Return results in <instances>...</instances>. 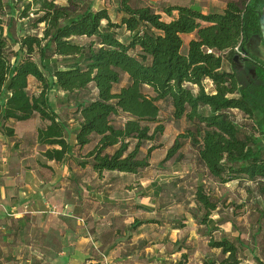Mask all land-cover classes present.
<instances>
[{"label": "trees", "instance_id": "1", "mask_svg": "<svg viewBox=\"0 0 264 264\" xmlns=\"http://www.w3.org/2000/svg\"><path fill=\"white\" fill-rule=\"evenodd\" d=\"M68 2L64 7L56 0H0V133L13 137L12 123L37 116L43 157L66 161L70 131L49 98L56 89L75 103L80 165L99 175L139 174L153 168L151 156L166 129L160 105L166 103L173 120L187 127L163 162L177 154L180 159L189 144L217 184L264 183V0L230 1L222 13L207 14L172 5L161 9L164 15L119 0L118 20L107 9L79 10L75 0ZM17 4L19 19L33 15L31 29H43L22 35L12 48ZM121 33L127 34L124 40ZM190 35L184 52V37ZM238 52L241 64L234 61ZM29 77L39 83L37 95L28 91ZM193 196L192 218L207 225L219 203L206 185H196ZM142 224L135 221L131 228ZM237 244L230 237L210 239L209 247L223 258L204 264H244Z\"/></svg>", "mask_w": 264, "mask_h": 264}, {"label": "crops", "instance_id": "2", "mask_svg": "<svg viewBox=\"0 0 264 264\" xmlns=\"http://www.w3.org/2000/svg\"><path fill=\"white\" fill-rule=\"evenodd\" d=\"M230 1L239 0H211L201 7L197 0H151L145 6L161 14L162 8L172 5L191 6L207 14L222 13ZM191 37H184V52ZM28 81V91L37 95L39 83L33 77ZM54 110L63 123L75 128L68 136L72 152L63 163L43 157L44 149L37 143V116L12 123L13 137L0 133V264H147L152 257L121 242L128 232L120 228L135 222V205L145 207L148 203L147 187H151L152 179L147 176L156 171V165L151 161L153 168L139 174L102 175L91 166H81L84 157L75 146L78 123L66 121ZM253 183L241 179L223 186L249 188ZM138 196H142L139 202ZM136 220L144 222L141 228L151 219ZM139 228L128 237H134Z\"/></svg>", "mask_w": 264, "mask_h": 264}, {"label": "rangeland", "instance_id": "3", "mask_svg": "<svg viewBox=\"0 0 264 264\" xmlns=\"http://www.w3.org/2000/svg\"><path fill=\"white\" fill-rule=\"evenodd\" d=\"M58 5L69 6L68 0H57ZM79 4L77 9L92 6L95 9H108L113 20H118L119 0H75ZM151 0H131L133 6L149 4ZM177 1V0H175ZM211 0H197L201 7ZM22 4H17L13 27L10 30V46L16 48L13 41L27 33L39 34L43 29H31V20L17 17ZM32 13V12H31ZM17 15V16H16ZM127 34L121 33L124 40ZM83 43V40H76ZM53 64V61L50 62ZM32 94V91L29 92ZM53 107L66 118V121H77L73 115L75 103L73 97L53 89L49 94ZM162 117L166 119V131L162 140V148L154 151L151 161L156 165V171L148 174L152 179L148 203L142 207L138 204L132 210V217L151 219L152 223L141 227L133 235V229L122 225L120 230L128 233L124 240L126 246L133 250L144 251V255L152 257L147 264H204L206 260H221L223 256L209 247L210 239L219 240L223 237L236 239L239 244V257L244 264H264V183H253L249 188L223 186L217 184L205 169L200 167L196 154L189 144L179 154L167 162H163L168 150L175 140L182 134L187 125L181 121L176 123L172 118V110L166 103L160 105ZM240 118V116H239ZM67 124V123H66ZM69 131L75 128L67 124ZM44 149V148H43ZM150 175V176H149ZM206 185L212 197L219 203V211L215 212L207 225H199L192 218L196 210L193 197L195 185ZM253 186V187H252ZM148 194V195H149ZM147 195V197H148ZM142 196L137 197L139 202ZM135 212V213H134ZM135 215V216H134ZM136 218V219H137ZM134 219V221H137ZM128 237V238H127ZM123 238V237H122ZM237 244V245H238ZM146 253V254H145ZM186 254L184 261L182 255Z\"/></svg>", "mask_w": 264, "mask_h": 264}, {"label": "water", "instance_id": "4", "mask_svg": "<svg viewBox=\"0 0 264 264\" xmlns=\"http://www.w3.org/2000/svg\"><path fill=\"white\" fill-rule=\"evenodd\" d=\"M260 28H261V39L263 41L264 44V11L262 12L261 16H260ZM241 56L239 54L234 56V61L237 64H241ZM243 65V64H242Z\"/></svg>", "mask_w": 264, "mask_h": 264}, {"label": "built area", "instance_id": "5", "mask_svg": "<svg viewBox=\"0 0 264 264\" xmlns=\"http://www.w3.org/2000/svg\"><path fill=\"white\" fill-rule=\"evenodd\" d=\"M238 54H239V55H242V54H240L239 52H238Z\"/></svg>", "mask_w": 264, "mask_h": 264}]
</instances>
